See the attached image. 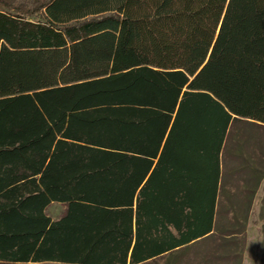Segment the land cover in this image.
Masks as SVG:
<instances>
[{
	"label": "trees",
	"instance_id": "16d2710c",
	"mask_svg": "<svg viewBox=\"0 0 264 264\" xmlns=\"http://www.w3.org/2000/svg\"><path fill=\"white\" fill-rule=\"evenodd\" d=\"M262 181L264 0H0V264H242Z\"/></svg>",
	"mask_w": 264,
	"mask_h": 264
},
{
	"label": "rangeland",
	"instance_id": "374dc122",
	"mask_svg": "<svg viewBox=\"0 0 264 264\" xmlns=\"http://www.w3.org/2000/svg\"><path fill=\"white\" fill-rule=\"evenodd\" d=\"M263 188H264V183H263ZM62 212H63V205L58 202H52L46 208V214L51 219H57L62 214ZM262 225H263V220L259 219L257 210L254 209L250 218V227H249L250 245L247 249L245 246L242 264H261V240L263 235ZM256 239L257 242L259 241L258 247L256 245V241H255ZM246 250H247V255L245 258Z\"/></svg>",
	"mask_w": 264,
	"mask_h": 264
},
{
	"label": "crops",
	"instance_id": "0c3cea01",
	"mask_svg": "<svg viewBox=\"0 0 264 264\" xmlns=\"http://www.w3.org/2000/svg\"><path fill=\"white\" fill-rule=\"evenodd\" d=\"M263 183H264V181H262V183H261V185L260 186H258L257 188H256V194H255V196H254V200H253V203H252V210H251V213H250V217H249V220H248V227H247V231H246V249L249 247V245H250V236H249V227H250V218H251V215H252V213H253V211H254V209H256L257 210V214H258V212H259V198H260V196L263 194ZM260 219V218H259ZM256 241V245H257V247H258V244H259V241L257 242V239L255 240ZM246 255H247V250H246V252H245V258H246Z\"/></svg>",
	"mask_w": 264,
	"mask_h": 264
}]
</instances>
